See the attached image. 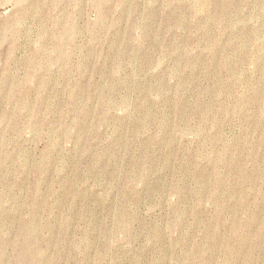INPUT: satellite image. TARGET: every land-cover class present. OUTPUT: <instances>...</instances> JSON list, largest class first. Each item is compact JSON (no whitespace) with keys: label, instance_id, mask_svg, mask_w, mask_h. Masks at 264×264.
<instances>
[{"label":"rangeland","instance_id":"374dc122","mask_svg":"<svg viewBox=\"0 0 264 264\" xmlns=\"http://www.w3.org/2000/svg\"><path fill=\"white\" fill-rule=\"evenodd\" d=\"M0 264H264V0H0Z\"/></svg>","mask_w":264,"mask_h":264}]
</instances>
